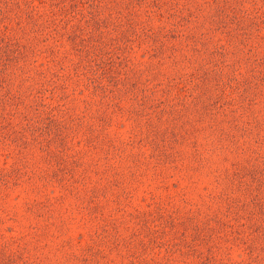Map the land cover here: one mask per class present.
Wrapping results in <instances>:
<instances>
[{"label": "rangeland", "instance_id": "1", "mask_svg": "<svg viewBox=\"0 0 264 264\" xmlns=\"http://www.w3.org/2000/svg\"><path fill=\"white\" fill-rule=\"evenodd\" d=\"M0 264H264V0H0Z\"/></svg>", "mask_w": 264, "mask_h": 264}]
</instances>
